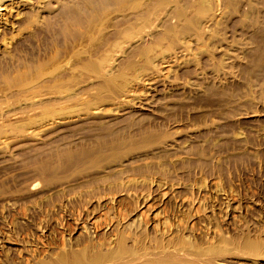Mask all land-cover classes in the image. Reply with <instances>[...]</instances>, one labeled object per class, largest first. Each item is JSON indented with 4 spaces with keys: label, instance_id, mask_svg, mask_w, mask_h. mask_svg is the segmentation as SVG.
I'll use <instances>...</instances> for the list:
<instances>
[{
    "label": "rangeland",
    "instance_id": "1",
    "mask_svg": "<svg viewBox=\"0 0 264 264\" xmlns=\"http://www.w3.org/2000/svg\"><path fill=\"white\" fill-rule=\"evenodd\" d=\"M0 264H264V0H0Z\"/></svg>",
    "mask_w": 264,
    "mask_h": 264
}]
</instances>
